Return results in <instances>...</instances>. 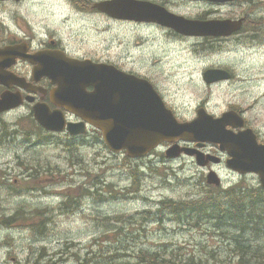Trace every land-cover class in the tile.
<instances>
[{"label": "rangeland", "instance_id": "rangeland-1", "mask_svg": "<svg viewBox=\"0 0 264 264\" xmlns=\"http://www.w3.org/2000/svg\"><path fill=\"white\" fill-rule=\"evenodd\" d=\"M88 1L93 0L84 2ZM162 1L171 11L189 18L200 17L209 8L197 0ZM24 5L35 22L58 31L79 54L145 73L180 118H194L195 110L205 104L216 115L236 107L264 141V38H174L156 25L78 13V7L66 0H26ZM241 7L229 5L224 9L238 15L249 8L253 18L259 21L262 17L264 21V0ZM213 67H225L233 72V78L205 83L203 73ZM26 113L21 110L0 119V264H81L80 259L94 247V240L108 233L111 241L118 240V246L128 253L136 254L140 248L155 251L173 243L182 245L187 253H196L197 258H206L208 254L201 253L200 245L208 243L219 256L226 255L227 237L206 227L177 224L171 216L164 223L154 216L161 200L200 194L208 173L205 168L188 158L167 160L162 154L166 148L146 158L128 160L125 153L112 152L94 129L79 137L59 133L54 140L42 139L36 132L37 124ZM32 132L33 139L28 137ZM36 172L40 180L27 183ZM97 175L118 197L110 192L79 195V185L88 188L86 181ZM132 175L140 177L142 186L136 196H126L127 188L136 186ZM220 176L224 187L239 182L259 184L257 175L241 177L225 165L220 167ZM75 187L77 191L72 190ZM68 192L78 196L65 206L62 202ZM30 209L49 210L50 228L45 236L36 235L37 228L2 225V218ZM152 215L146 222V217ZM259 243L264 244V240ZM132 261L135 263L134 258Z\"/></svg>", "mask_w": 264, "mask_h": 264}, {"label": "water", "instance_id": "water-1", "mask_svg": "<svg viewBox=\"0 0 264 264\" xmlns=\"http://www.w3.org/2000/svg\"><path fill=\"white\" fill-rule=\"evenodd\" d=\"M223 2L229 0H208ZM100 10L119 19L156 22L190 36L231 35L237 31L241 21L196 20L171 12L165 6L147 0H104L96 4ZM60 67L65 78L55 92L56 103L82 117L99 128L112 151L126 150L137 158L147 155L163 141L198 140L218 143L227 150L231 158L228 167L242 173L254 172L260 177L264 188V143H259L252 129L234 133L228 126L244 125L242 117L235 112H225L215 117L203 108L192 121H180L168 108L153 85L146 79L118 69L107 63L92 60H68ZM52 74H54V71ZM204 80L214 83L231 78L223 68H210L204 72ZM93 86L92 91L87 87ZM16 101L14 106L20 104ZM0 103V111L12 107V103ZM35 117L40 125L51 131L65 128L71 134L85 132V122L67 123L61 110L36 105ZM192 154V150L174 144L167 151L169 157H177L181 151ZM211 160L218 161L215 156ZM198 164L206 161L197 156ZM207 180L220 185L216 172L211 171Z\"/></svg>", "mask_w": 264, "mask_h": 264}, {"label": "flooded vegetation", "instance_id": "flooded-vegetation-1", "mask_svg": "<svg viewBox=\"0 0 264 264\" xmlns=\"http://www.w3.org/2000/svg\"><path fill=\"white\" fill-rule=\"evenodd\" d=\"M66 1L68 4L74 3L78 8H85L84 11L77 8L76 11L78 13L86 14L89 16L99 14L105 16L107 19L115 20L106 13L94 7L97 0L85 2L83 5L80 4V0ZM152 1L160 3L164 6L168 5L166 1ZM197 1L206 3L209 7L206 10L207 12L200 17H197V19H243L239 30L230 36L192 37L184 36L171 28L163 27L156 23H133L140 25H156L159 28H164L166 30V33L170 37L174 38L190 37L208 41H240L250 38L252 35H257L261 30L264 29V27L260 26L259 23L251 21L252 16L249 8L244 9L242 11L243 13H240L238 15H235L234 12H226V9H224V6L229 5L235 6V8L241 5V8H243L247 4H250L251 0H232L224 3H216L203 0ZM25 2L26 0H0V99L3 97V95L9 96L10 99L8 103L15 102L18 97L21 99V105L19 107L0 112L1 118L21 110H27L26 115L29 114L28 116L33 115V107L35 104L48 105L52 110L57 108L54 102L53 95L62 85L61 82L65 81V78L62 75L63 73L60 71V67L63 66L64 63H69L68 60L82 61L90 59L94 62H105L108 64H113L122 71L134 73L138 77L148 79L155 86L157 91L160 92L156 84L145 73L139 74L127 68H123L121 65L114 63L113 61L101 60V58L95 57L94 55L79 54L77 52L76 46L73 45L70 41H67L65 37L62 36L58 31L50 28L48 24L35 22L31 17V11L29 10L28 6L24 5ZM51 70L54 71V74H52ZM93 89V86L87 88L88 91H92ZM203 107L208 108V104L203 105ZM199 108L200 107H198L197 109ZM61 109L67 121H81L80 117L69 112L66 108ZM197 109L195 110L194 115H196ZM229 109L235 110L239 115H242L244 117V112L241 109L236 107H231ZM244 118L246 120V117ZM89 127L100 132L98 129L90 125ZM249 127L251 128L248 121L246 120V125L243 128ZM233 130L234 132H238L240 128H233ZM178 143L183 147L191 148V150L194 152L192 155L182 153L177 159L188 158L192 163H196L197 151L195 150H198L203 159L206 161L205 166L200 167L205 168L206 171L214 170L218 174H220V167L224 165L225 167H227V159L229 158V156L227 152L222 151L217 144L198 142L193 140H180L178 141ZM172 144L173 143L167 141L163 142L153 152L155 153L159 150L162 151L163 148H168ZM165 152L166 150L162 154H164L167 160H170L166 157ZM209 155H216L218 156L219 160H210L208 159ZM229 170L241 177L247 176L240 175L234 170Z\"/></svg>", "mask_w": 264, "mask_h": 264}, {"label": "trees", "instance_id": "trees-1", "mask_svg": "<svg viewBox=\"0 0 264 264\" xmlns=\"http://www.w3.org/2000/svg\"><path fill=\"white\" fill-rule=\"evenodd\" d=\"M260 20L259 22H261ZM263 39L264 36L258 37ZM39 136L47 137L40 127L36 128ZM31 174L28 182L40 180V175ZM134 192L140 190V177L133 176ZM92 181V182H91ZM6 183L5 180H2ZM98 193H112L110 185L101 180L100 175L87 180ZM83 195L89 192L84 184L79 185ZM75 189V190H74ZM72 190L77 191L76 187ZM80 190V188L78 189ZM70 191V190H69ZM78 195L66 193L68 201L62 205L69 206L68 202H75ZM157 221L163 222L169 216L180 225L193 227H206L214 230L218 236L229 239L226 255L219 256L216 249L210 244L200 245L201 253L206 252L208 257L187 253L182 245L173 243L163 244L159 249L150 251L140 248L136 254L125 252L118 246L117 241H111L108 233L103 238L94 240V247L84 255L81 264H264V188L259 184L251 185L240 182L229 188L216 187L212 185L203 186L201 193L187 199H164L159 203ZM48 209H30L16 211L9 219L2 218V225H14L15 227L37 228L36 235L45 236L50 228ZM207 231V230H206ZM95 245L98 248H95ZM101 245H104L101 247ZM115 245V246H114ZM209 248V249H208ZM135 259V263L132 261Z\"/></svg>", "mask_w": 264, "mask_h": 264}]
</instances>
